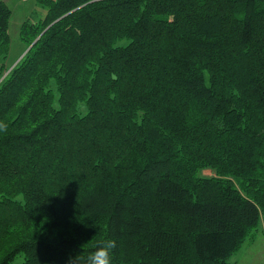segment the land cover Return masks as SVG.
Wrapping results in <instances>:
<instances>
[{
	"label": "trees",
	"instance_id": "obj_1",
	"mask_svg": "<svg viewBox=\"0 0 264 264\" xmlns=\"http://www.w3.org/2000/svg\"><path fill=\"white\" fill-rule=\"evenodd\" d=\"M38 2L9 69L0 0V264L105 238L112 264H231L264 225V0Z\"/></svg>",
	"mask_w": 264,
	"mask_h": 264
},
{
	"label": "rangeland",
	"instance_id": "obj_2",
	"mask_svg": "<svg viewBox=\"0 0 264 264\" xmlns=\"http://www.w3.org/2000/svg\"><path fill=\"white\" fill-rule=\"evenodd\" d=\"M12 10L10 18L9 34H10V51L8 59L5 61L10 68L17 63L23 56V45L18 37L20 24L28 17L37 19L41 17L45 9H43L38 0H5ZM9 68V69H10ZM202 175H211L210 170H202ZM16 258L10 264H17ZM229 261L231 264H264V225L263 218L260 220L257 229L252 236H249L242 244L239 251L233 253Z\"/></svg>",
	"mask_w": 264,
	"mask_h": 264
},
{
	"label": "clouds",
	"instance_id": "obj_3",
	"mask_svg": "<svg viewBox=\"0 0 264 264\" xmlns=\"http://www.w3.org/2000/svg\"><path fill=\"white\" fill-rule=\"evenodd\" d=\"M6 125L0 124V131H5ZM83 246V245H82ZM82 251H83V247ZM117 246V242L114 238H105L100 241L95 249L88 253L86 256H82L81 252L75 256H70L68 264H112V252Z\"/></svg>",
	"mask_w": 264,
	"mask_h": 264
},
{
	"label": "water",
	"instance_id": "obj_4",
	"mask_svg": "<svg viewBox=\"0 0 264 264\" xmlns=\"http://www.w3.org/2000/svg\"><path fill=\"white\" fill-rule=\"evenodd\" d=\"M30 46H31V45H30ZM30 46H29V47H30ZM29 47H28L26 50H28V49H29ZM26 50H25V51H26ZM24 53H25V52H24Z\"/></svg>",
	"mask_w": 264,
	"mask_h": 264
}]
</instances>
